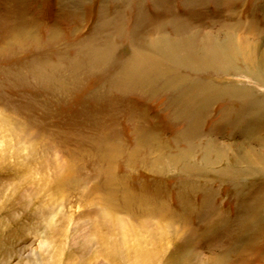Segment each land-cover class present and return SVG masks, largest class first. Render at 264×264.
<instances>
[{
	"label": "rangeland",
	"instance_id": "374dc122",
	"mask_svg": "<svg viewBox=\"0 0 264 264\" xmlns=\"http://www.w3.org/2000/svg\"><path fill=\"white\" fill-rule=\"evenodd\" d=\"M0 264H264V0H0Z\"/></svg>",
	"mask_w": 264,
	"mask_h": 264
},
{
	"label": "bare ground",
	"instance_id": "6f19581e",
	"mask_svg": "<svg viewBox=\"0 0 264 264\" xmlns=\"http://www.w3.org/2000/svg\"><path fill=\"white\" fill-rule=\"evenodd\" d=\"M114 148V147H113ZM112 154V153H111Z\"/></svg>",
	"mask_w": 264,
	"mask_h": 264
}]
</instances>
